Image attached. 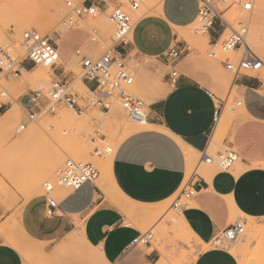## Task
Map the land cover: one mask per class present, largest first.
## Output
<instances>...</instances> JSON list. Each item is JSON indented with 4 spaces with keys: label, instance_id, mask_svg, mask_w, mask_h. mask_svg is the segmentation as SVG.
<instances>
[{
    "label": "crops",
    "instance_id": "0c3cea01",
    "mask_svg": "<svg viewBox=\"0 0 264 264\" xmlns=\"http://www.w3.org/2000/svg\"><path fill=\"white\" fill-rule=\"evenodd\" d=\"M155 11L139 19L129 44L118 48L127 66L136 65L142 75L157 78L154 87L146 91V81L140 79L137 91L148 100L146 121L118 144L111 161L112 185L119 199L134 211L120 209L96 183H86L57 200L53 217L45 214L44 196L29 202L23 210L22 226L44 253H56L66 239L73 246L83 244L96 250L99 264H162L181 259L183 251L189 253V264H240L229 250L214 248L212 241L235 223L245 226L248 220H264V77L261 72L230 77L224 61H208L192 49L176 65L178 78L170 80L171 69L163 56L170 48L187 44L178 32L195 23L198 2L161 0ZM76 33L81 35L79 40L73 39ZM224 34V25L216 21L205 35L208 46L219 45ZM93 36V31L76 27L51 41L60 59L51 69V83L39 82L31 89L32 80L25 77V92L16 98L17 104L28 111L32 92L54 82L71 84L74 76L65 64L73 59L80 62L77 51L83 58L93 59L97 54ZM33 67L21 64L19 76L21 70L29 74ZM233 90L240 105L228 120L223 117V99ZM220 139L236 154L234 166L227 171L203 168L206 165L193 168L194 160L199 161L201 153ZM185 185L196 194L176 212L182 225L172 229L179 240L168 233V239L157 244H152L153 238L148 246H132L138 235L153 233L157 226L147 229L142 221L171 206ZM165 225L172 227L170 221ZM80 226L82 233L76 235ZM184 232L190 234L191 247L180 240ZM207 246L212 247L203 250ZM0 264L25 263L14 247L0 242Z\"/></svg>",
    "mask_w": 264,
    "mask_h": 264
},
{
    "label": "rangeland",
    "instance_id": "374dc122",
    "mask_svg": "<svg viewBox=\"0 0 264 264\" xmlns=\"http://www.w3.org/2000/svg\"><path fill=\"white\" fill-rule=\"evenodd\" d=\"M65 1L0 0V48L19 63L24 56L22 43L25 32L35 31L50 41H55L70 29L81 27L94 32L93 43L97 54L93 59L101 57L111 46L113 26L109 20V13L78 19L71 15ZM160 1L144 0L137 12L128 11L132 16L133 30L139 19L156 12L155 9ZM248 1L252 4L251 12L242 8V5ZM214 5L222 12L223 19L228 24L222 40L230 36L231 28L239 30L247 25L246 43L264 63V0L239 2L217 0ZM197 28L198 21L179 31V38L193 50L200 51L208 61H214L208 57V54L214 51L216 53L214 62H238L241 51L223 52L220 45L216 48L209 47L205 40L206 34L195 33ZM80 38L81 35L78 33L73 35L74 40ZM65 65L66 70L74 76L72 86L78 93H82L84 87L81 83L83 72L80 62L73 59ZM128 67L133 77L130 91L147 105L148 100L137 91L138 83L140 79L146 81L143 85L144 91L151 90L157 78L142 75L136 65H128ZM260 72L264 77V68ZM29 73V77L32 76L31 89H34V85L39 82L49 84L53 79L50 68L36 66ZM227 73L230 77L233 76L232 73ZM27 75L21 70V76H0V242L14 247L25 264H99L96 250L83 244L73 246L66 239L56 253L42 252L41 245L35 243L24 231L23 210L29 202L45 195L43 185L48 182L54 183L56 170L67 160L92 164L100 174L95 182L96 185L98 186L102 179L101 183L105 184L102 166L113 158L118 144L138 128L139 123L131 121L119 105H114L107 115L95 109H88L78 116L67 108H61L55 115L37 116L34 121H28L26 111L16 102V98L25 92L23 82ZM237 98L233 90L228 99L226 97L223 99L226 102L224 118L231 120L234 117L232 111L237 113L239 110L236 106ZM12 109L14 110L9 118L3 119V115ZM23 125L24 129H21ZM96 148H111L112 154L97 157L94 155ZM225 150L227 149L220 139L211 145L209 153L215 155ZM197 162L198 158L194 160L193 168H196ZM209 167L216 170L218 165H206L203 168ZM71 192L66 188L54 186L51 196L58 200ZM114 196L113 198L112 195L110 200L107 199L113 204L126 205L118 195V197L116 194ZM169 207L168 205L150 219L142 221L147 224V229L157 224L153 230L152 244L168 239V233L172 234L173 240H179V235L171 229L172 227L165 225L178 215ZM81 233L82 226L80 233L75 234L81 235ZM186 245L191 247V243ZM210 247L212 246L204 247L203 250ZM225 249L236 256L240 264H264V220L260 222L248 220L244 226V236L233 245L228 247L225 245ZM188 255V252L183 251L181 259L162 261V264H189L186 259Z\"/></svg>",
    "mask_w": 264,
    "mask_h": 264
},
{
    "label": "built area",
    "instance_id": "2783aa9c",
    "mask_svg": "<svg viewBox=\"0 0 264 264\" xmlns=\"http://www.w3.org/2000/svg\"><path fill=\"white\" fill-rule=\"evenodd\" d=\"M217 0H197L198 2V28L195 33H207L216 21L228 29V24L223 19V14L214 5ZM239 2L241 0H232ZM144 0H66L65 5L72 16L78 19L93 17L98 14L109 13V20L113 26L110 38L111 46L97 59L83 58L80 51L76 55L80 57L82 69L81 83L84 87L82 93L71 84L54 82L45 91L39 90L31 93L29 97L30 108L26 111L28 121H34L37 116L55 115L61 108H67L76 115H82L88 109H95L101 114L107 115L114 105H119L127 114L128 118L136 123L146 121L145 103L134 96L130 87L133 77L126 65L124 58L119 53L120 46L129 44V37L133 31V20L129 12H137ZM243 10L251 12L252 4L248 1L242 5ZM195 21V22H196ZM231 34L223 39L219 45L223 52H239L242 54L237 63L224 61L225 68L236 75L256 74L264 68L263 61L249 48L246 43L247 25L239 30L231 28ZM94 37L92 42H94ZM214 45L211 48H216ZM22 49L23 59L16 61L2 48H0V76H18L19 67L23 63L32 66L50 68L57 66L60 62L57 47L47 38L35 31H27L23 34ZM192 48L188 44L178 45L170 48L163 56V60L170 67L169 79L176 80L179 76L176 65ZM209 58H216V53L211 51ZM18 67V68H17ZM236 105H240L237 102ZM217 115V113H216ZM24 129V125L21 127ZM112 154L111 148L98 149L94 151L97 157ZM237 156L231 150L211 155L209 151L201 153L196 168L199 165L216 164L227 171L234 166ZM99 178V171L89 163H78L67 160L55 172L54 183H45L47 217H53L57 211V199L51 196L54 186L66 188L72 192L79 190L86 183H95ZM196 191L185 185L177 194L170 208L180 212L184 202L193 198ZM244 236L243 223L224 229L215 235L212 246L225 249V245H233ZM154 235L151 231L138 235L133 240L132 246L145 247L152 243Z\"/></svg>",
    "mask_w": 264,
    "mask_h": 264
},
{
    "label": "bare ground",
    "instance_id": "6f19581e",
    "mask_svg": "<svg viewBox=\"0 0 264 264\" xmlns=\"http://www.w3.org/2000/svg\"><path fill=\"white\" fill-rule=\"evenodd\" d=\"M226 21V20H225ZM133 32V31H132ZM254 32V31H253ZM256 33V32H255ZM132 34V33H131ZM131 36V35H130ZM34 72V71H33ZM36 72V71H35ZM35 74V73H34ZM39 74V73H38ZM27 75V74H26ZM29 75H30V73L26 76V77H28V78H31V77H29ZM44 77V76H43ZM47 77V76H46ZM9 116H10V114H8V115H6L3 119H6V118H9ZM223 122V121H222ZM221 122V123H222ZM215 139H216V137H215ZM217 140H215V142H216ZM111 161H112V159H110V160H108L107 161V163L104 165V166H102L103 167V176H104V178H105V180H106V183L105 184H103V183H99L98 184V188H99V190L101 191V193L103 194V195H105V197L106 198H108L109 200L111 199V197H112V195H113V198L115 197L114 196V194H116V196L118 195L119 196V194L117 193V191H116V189L113 187V185H112V182H111V180H110V168H111ZM237 169V168H236ZM2 187V186H1ZM117 196V197H118ZM114 202V201H113ZM116 202H117V200H116ZM125 202V201H124ZM115 204V203H114ZM128 204V203H127ZM117 207H119V208H121L122 210H128L129 212L130 211H134L133 209H131V208H133V207H128V206H126V205H120L119 203H117V204H115ZM130 206H132V205H130ZM170 222H171V224H172V228L173 229H175V228H180L181 227V220H180V218L179 217H174L172 220H170ZM171 228V229H172ZM188 235H190L189 233H187V232H184L182 235H180V240L181 241H183L184 243H186V244H189L188 242H189V238H188ZM260 251H261V249L256 253V257L259 255V253H260ZM164 254V253H163Z\"/></svg>",
    "mask_w": 264,
    "mask_h": 264
}]
</instances>
